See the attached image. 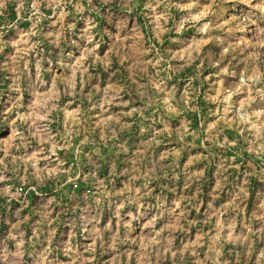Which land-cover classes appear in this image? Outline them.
<instances>
[{
	"label": "rangeland",
	"instance_id": "374dc122",
	"mask_svg": "<svg viewBox=\"0 0 264 264\" xmlns=\"http://www.w3.org/2000/svg\"><path fill=\"white\" fill-rule=\"evenodd\" d=\"M0 264H264V0H0Z\"/></svg>",
	"mask_w": 264,
	"mask_h": 264
}]
</instances>
